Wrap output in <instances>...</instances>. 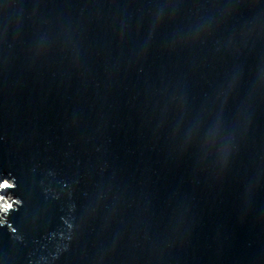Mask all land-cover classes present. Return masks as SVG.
I'll return each instance as SVG.
<instances>
[{
    "label": "water",
    "instance_id": "1",
    "mask_svg": "<svg viewBox=\"0 0 264 264\" xmlns=\"http://www.w3.org/2000/svg\"><path fill=\"white\" fill-rule=\"evenodd\" d=\"M5 180L0 264H264V0H0Z\"/></svg>",
    "mask_w": 264,
    "mask_h": 264
},
{
    "label": "bare ground",
    "instance_id": "2",
    "mask_svg": "<svg viewBox=\"0 0 264 264\" xmlns=\"http://www.w3.org/2000/svg\"><path fill=\"white\" fill-rule=\"evenodd\" d=\"M7 185L10 184L7 181H3V185L0 186V189L4 190ZM12 202L14 201L11 199L8 200L0 194V217H2L6 213V211L11 207Z\"/></svg>",
    "mask_w": 264,
    "mask_h": 264
},
{
    "label": "rangeland",
    "instance_id": "3",
    "mask_svg": "<svg viewBox=\"0 0 264 264\" xmlns=\"http://www.w3.org/2000/svg\"><path fill=\"white\" fill-rule=\"evenodd\" d=\"M8 183H9V182H8ZM9 184H10V183H9ZM5 198L8 199V200H9V199L13 200V198L10 197L9 195L5 196Z\"/></svg>",
    "mask_w": 264,
    "mask_h": 264
}]
</instances>
